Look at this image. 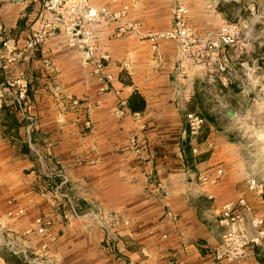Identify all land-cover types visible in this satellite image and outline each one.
<instances>
[{
    "label": "crops",
    "instance_id": "1",
    "mask_svg": "<svg viewBox=\"0 0 264 264\" xmlns=\"http://www.w3.org/2000/svg\"><path fill=\"white\" fill-rule=\"evenodd\" d=\"M89 2L125 11L144 33L169 29L182 3L196 33L239 23L240 47L225 49L220 74L212 58L182 57L174 41L116 37L117 23L103 21L93 43L110 55L106 81L62 27L24 50L54 15L40 2L0 0L1 40L21 51L11 63L0 44V242L31 260L46 244L58 264H264V236L244 257L216 258L225 204L245 195L264 218V189L258 197L243 188L249 178L264 184V0ZM239 60L254 65L253 80ZM20 77L22 101L9 87ZM188 113L205 119L197 141L186 134Z\"/></svg>",
    "mask_w": 264,
    "mask_h": 264
},
{
    "label": "built area",
    "instance_id": "2",
    "mask_svg": "<svg viewBox=\"0 0 264 264\" xmlns=\"http://www.w3.org/2000/svg\"><path fill=\"white\" fill-rule=\"evenodd\" d=\"M28 2H40L47 11L54 15L52 25L46 26L39 31L30 34L24 42V50L36 51L40 49L43 43L52 32L54 26L62 27L72 37L79 41V57L82 62L93 65V74L106 81H111L112 76L103 73V70L110 59V55L100 51L93 43L96 30L100 24L105 21L108 23H117L114 36L122 37L126 35H136L140 39L148 40L153 47L160 40L174 41L178 45L182 57L197 56L204 60L212 58L216 69L220 74L228 71L229 63L224 57V51L227 48L240 47L241 27L237 22L223 24L216 31L204 34L196 33L188 21V9L184 4L178 3L172 12V23L169 29L161 32H142V24L137 20H127L126 13L123 10L112 11L107 7L99 9L94 8L89 0H25ZM1 52L7 56L9 62L14 63L21 51L18 48L16 39L5 37L1 41ZM239 66L243 69L244 75L248 80L254 79L255 67L247 60H239ZM27 81L20 77L9 87H14L17 93V99L22 101L27 94ZM1 92V91H0ZM87 126L89 123H86ZM205 125L203 116L197 113H188L186 115V134L191 141H197ZM209 149L213 147L212 142H205ZM194 155L199 153L198 146L191 149ZM221 170L217 171L220 174ZM200 182L208 181V177L201 173L198 175ZM244 191L253 192L260 197L263 194V182L249 178L243 185ZM41 226L38 232L43 234L45 226L39 220ZM47 224V222L45 223ZM218 224L225 228L221 236V251L216 254V258L223 256L232 258L244 257L248 249L261 246L264 236V218L255 213L251 204L242 195L236 202L225 204L218 214ZM246 224L249 225L248 230ZM13 241L9 239L6 246L11 252L18 256L22 255L24 262L28 264H58L46 253L47 245L42 244V253L35 259L27 257L25 251H16L13 247ZM19 257V256H18Z\"/></svg>",
    "mask_w": 264,
    "mask_h": 264
},
{
    "label": "rangeland",
    "instance_id": "3",
    "mask_svg": "<svg viewBox=\"0 0 264 264\" xmlns=\"http://www.w3.org/2000/svg\"><path fill=\"white\" fill-rule=\"evenodd\" d=\"M260 9H264V2L260 3ZM233 22H235V21H233ZM0 36H1L0 37V43H1V41L3 39L1 40V38H2L1 34H0ZM261 40H264V37L261 38ZM260 49H261L260 55L262 56V55H264V46H261ZM259 146L260 147L264 146V141H260ZM5 243H7V242H5ZM11 257H13V255H12V252L9 249V247L6 246L4 244V242H0V264H7L4 259H8L11 262Z\"/></svg>",
    "mask_w": 264,
    "mask_h": 264
},
{
    "label": "trees",
    "instance_id": "4",
    "mask_svg": "<svg viewBox=\"0 0 264 264\" xmlns=\"http://www.w3.org/2000/svg\"><path fill=\"white\" fill-rule=\"evenodd\" d=\"M128 104L130 105V108L131 109H140V110L143 109V106L142 105L139 106V108H135V107H133L131 105V102L128 103ZM12 255H13V257H11V262L8 259H4L7 264H28V263L24 262V260L21 257H18L17 255H15L13 253H12Z\"/></svg>",
    "mask_w": 264,
    "mask_h": 264
},
{
    "label": "water",
    "instance_id": "5",
    "mask_svg": "<svg viewBox=\"0 0 264 264\" xmlns=\"http://www.w3.org/2000/svg\"><path fill=\"white\" fill-rule=\"evenodd\" d=\"M228 114H229L230 116H232V113L228 112Z\"/></svg>",
    "mask_w": 264,
    "mask_h": 264
}]
</instances>
